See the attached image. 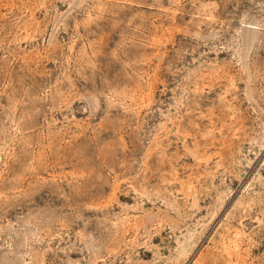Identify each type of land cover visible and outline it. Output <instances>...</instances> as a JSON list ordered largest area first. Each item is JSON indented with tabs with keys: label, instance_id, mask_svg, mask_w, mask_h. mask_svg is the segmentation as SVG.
Returning <instances> with one entry per match:
<instances>
[{
	"label": "rangeland",
	"instance_id": "1",
	"mask_svg": "<svg viewBox=\"0 0 264 264\" xmlns=\"http://www.w3.org/2000/svg\"><path fill=\"white\" fill-rule=\"evenodd\" d=\"M0 264H264V0H0Z\"/></svg>",
	"mask_w": 264,
	"mask_h": 264
}]
</instances>
